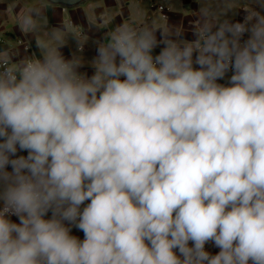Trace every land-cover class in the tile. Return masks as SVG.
<instances>
[{"label": "clouds", "instance_id": "1", "mask_svg": "<svg viewBox=\"0 0 264 264\" xmlns=\"http://www.w3.org/2000/svg\"><path fill=\"white\" fill-rule=\"evenodd\" d=\"M57 4H11L39 56L0 47V264H264V0L119 24L90 77Z\"/></svg>", "mask_w": 264, "mask_h": 264}, {"label": "crops", "instance_id": "2", "mask_svg": "<svg viewBox=\"0 0 264 264\" xmlns=\"http://www.w3.org/2000/svg\"><path fill=\"white\" fill-rule=\"evenodd\" d=\"M152 1H158L168 6L167 18H163L159 12L151 7ZM15 2L23 8L31 7L33 4H41L42 0H0V47L12 46L21 55L35 53L40 55L39 49L35 46V38L30 34L22 33L17 25L16 10L11 7ZM247 3V0H98L74 8L63 10L60 6H54L46 13V18L40 21V35L46 36L50 27L67 25L69 39L67 45L62 49L66 59H71L73 55L82 59L83 67L79 69L81 73H86L89 77L94 69L91 66L95 58L98 42H103L105 32L113 30L117 25L130 23L135 27L143 26L155 20L160 25L180 27L184 30L183 39L193 40V28L199 17L201 7H208L213 18L222 21L225 18L232 22H243L246 13L240 9ZM258 11L264 14V9L256 6ZM96 19V28H91L89 21ZM77 33L85 41L83 50H79L78 43L70 37V34ZM243 39H247V34ZM25 47H28L27 52ZM157 48L154 54H158ZM219 83H227L228 76ZM21 151H18L19 155ZM11 171V168L8 169ZM87 203V202H86ZM51 213H49V216ZM14 222H19L18 218L10 217ZM72 235L79 239L84 238L83 232L73 227ZM219 249L212 248L213 255Z\"/></svg>", "mask_w": 264, "mask_h": 264}, {"label": "built area", "instance_id": "3", "mask_svg": "<svg viewBox=\"0 0 264 264\" xmlns=\"http://www.w3.org/2000/svg\"><path fill=\"white\" fill-rule=\"evenodd\" d=\"M151 7L159 12L163 18H167V11H168V6L164 3L158 2V1H152ZM63 10H66L67 8L62 7ZM1 41V38H0ZM19 155H27V152H21ZM0 206H2V203H0ZM13 217V216H12ZM214 247L213 244L209 243L205 245V249L209 251L211 254L212 253V248Z\"/></svg>", "mask_w": 264, "mask_h": 264}, {"label": "water", "instance_id": "4", "mask_svg": "<svg viewBox=\"0 0 264 264\" xmlns=\"http://www.w3.org/2000/svg\"><path fill=\"white\" fill-rule=\"evenodd\" d=\"M24 1L28 2L31 0H24ZM94 1H98V0H75V2H73V0H60L61 5L57 4L55 6H60V7H65V8H74V7L84 5V4H88V3L94 2Z\"/></svg>", "mask_w": 264, "mask_h": 264}]
</instances>
